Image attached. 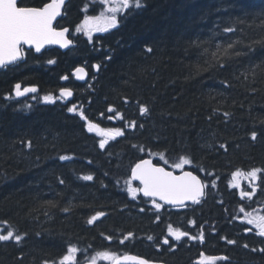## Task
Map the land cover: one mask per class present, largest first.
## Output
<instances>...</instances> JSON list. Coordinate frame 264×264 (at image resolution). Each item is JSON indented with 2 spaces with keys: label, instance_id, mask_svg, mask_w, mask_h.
Segmentation results:
<instances>
[{
  "label": "trees",
  "instance_id": "obj_1",
  "mask_svg": "<svg viewBox=\"0 0 264 264\" xmlns=\"http://www.w3.org/2000/svg\"><path fill=\"white\" fill-rule=\"evenodd\" d=\"M141 3L119 17L118 27L89 40L76 28L104 9L97 0H68L56 25L69 27L75 45L29 50L0 68V234L22 236L0 241V264H58L69 245L79 249L75 264L94 257L108 264L124 253L198 264L202 252L227 257L215 264H264V236L239 211L264 215V171L255 180L232 176L264 170V0ZM78 65L88 72L83 82L71 74ZM17 83L37 91L18 97ZM62 87L73 90L70 99L59 98ZM46 95L57 99L45 102ZM72 105L77 112L68 111ZM140 105L148 112L142 115ZM81 110L123 136L101 149L105 137L87 130ZM117 112L123 120L108 118ZM181 156L206 185L198 203L157 210L153 198L129 194L136 161L151 157L172 168ZM88 175L93 179H83ZM253 188L251 198H241ZM98 212L104 215L89 224ZM169 226L189 235L176 240ZM201 232L202 242L190 239ZM102 251L114 257H97Z\"/></svg>",
  "mask_w": 264,
  "mask_h": 264
},
{
  "label": "snow or ice",
  "instance_id": "obj_2",
  "mask_svg": "<svg viewBox=\"0 0 264 264\" xmlns=\"http://www.w3.org/2000/svg\"><path fill=\"white\" fill-rule=\"evenodd\" d=\"M97 2L104 9L97 16H87L85 15L84 20L80 25L77 26V32H84L89 38L92 39L93 32H107L110 29L118 27L120 19L119 17L130 10L132 7L137 9L143 7L141 0H97ZM65 4V0H49V2L44 3L41 7H31L22 6L19 0H0V68L7 67L8 65L15 64L16 62L22 60L26 53L24 45L29 47H34L36 52H40L41 49L46 44H58L61 47H69L72 44V40L67 38V33H69L68 28H60L59 30L54 27V21L57 17L61 16L62 8ZM231 31V29H228ZM151 51V49H148ZM48 63H54V61L49 60ZM95 68L99 69L100 65H94ZM79 79H83L86 75L85 69L78 67L75 70ZM62 79H67V77H62ZM15 95L23 96L26 93H35L37 89L35 87H24L22 88L20 83L15 86ZM72 90L69 88L60 89V99H64L72 96ZM35 99V97H33ZM57 97L46 95L43 97L45 102H55ZM69 112H77V106L72 105L68 108ZM109 112H114L115 109L109 107ZM140 113L143 115L148 112V108L144 105H140ZM80 117L86 121V127L89 132L97 131L100 135L105 137L99 142V147L103 149L109 139H115L117 136H123L124 130L121 128L113 129H101L99 125L88 120L87 116L81 110L79 112ZM228 113H225L227 116ZM109 119L117 118L123 120L124 117L120 113H116L115 117L109 116ZM129 127L134 128L136 126L135 121L129 122ZM141 127H143L141 125ZM252 138H256V133L253 132ZM29 146L30 142H29ZM143 151V148L140 149ZM61 160L70 159L66 156H61ZM167 163V161H165ZM192 161L186 157L181 156L178 161L173 163L171 167L173 169H183L185 165L191 164ZM264 170L253 168L249 172H243L237 169L232 173L233 180L239 177H248L252 180L257 179V174ZM85 180H92L91 175L83 177ZM138 180L141 187H132L131 181ZM63 183V181H61ZM129 184V194L135 198L137 193H143L146 197H151L153 206L159 210L162 208L161 203H157L156 197H159L160 201L165 203H173L178 205H183L185 201L191 200L196 203L199 202V198L204 195L205 185L200 181L199 177L194 175L192 172H182L181 175H175L173 171L166 170L165 167L153 164L150 159H141L131 168V178L128 181ZM215 182L213 181V186ZM233 187L238 185L232 184ZM255 192V188L250 192H240L242 199L251 198ZM67 211V209H65ZM241 213H245V219L247 225H254L257 234L264 236V215H254L252 212H245L243 207L239 210ZM104 213L98 212L96 215L92 216L88 223L92 224L98 219V217L103 216ZM159 218V217H157ZM7 223V222H5ZM194 223V222H191ZM246 231H253L252 228H246ZM169 234L172 235L176 240H180L182 237H186L189 234L183 232L179 229H172L169 226ZM132 233H128L125 239L131 237ZM10 239H15L16 242H20L22 236L14 233L12 230H8L6 234H0V241H8ZM111 240V237H108ZM152 239V237H149ZM192 240L199 239L201 242L204 239L203 233L197 236L190 237ZM229 244H234L235 241H227ZM164 243H168V239L165 238ZM248 247V245H244ZM79 249L74 245H69L67 252L63 255L58 264H75V254ZM256 251V249H253ZM264 252V248L260 249ZM97 257L103 259H111L114 254L107 251L98 252ZM201 259L198 264H215L217 259L226 260L227 257H209L204 253L200 254ZM135 261L136 264H149V262L143 258L139 257H124V260ZM44 264H50L49 261H44ZM56 264V262H52ZM93 264H95V257L93 258ZM117 264H123V261L117 259Z\"/></svg>",
  "mask_w": 264,
  "mask_h": 264
},
{
  "label": "water",
  "instance_id": "obj_3",
  "mask_svg": "<svg viewBox=\"0 0 264 264\" xmlns=\"http://www.w3.org/2000/svg\"><path fill=\"white\" fill-rule=\"evenodd\" d=\"M68 0H65V3L67 2ZM47 2H49V1H47ZM46 2V3H47ZM65 5V4H64ZM64 5H63V7H64ZM63 9V8H62ZM60 17V16H59ZM59 17H57V19L59 18ZM56 21H54V23H55ZM66 28V27H65ZM58 30L60 29V28H57ZM46 45H54V46H57V47H59V48H61V49H65V47H61L60 45H58V44H46ZM45 45V46H46ZM27 47H29L28 45H26ZM44 46V47H45ZM43 47V48H44ZM32 48H34V47H32ZM42 48V49H43ZM67 48V47H66ZM41 49V50H42ZM34 50H35V48H34ZM35 52H36V50H35ZM78 68V67H77ZM83 68V67H82ZM75 70L76 69H74L73 70V73L75 74V78L77 79V80H84L85 79V77H86V75H84V78L83 79H79L78 78V75L79 74H76V72H75ZM86 72V71H85ZM87 74V73H86ZM144 159H150L151 161H152V159L151 158H144ZM152 163L153 164H155L153 161H152ZM156 165H158V166H162V167H165V166H163V165H160V164H156ZM166 168V167H165ZM166 170H168V171H173V170H171V169H168V168H166ZM192 172L194 175H196L197 177H199L196 173H194L193 171H191V170H188V169H186V170H183V171H180V172H178V173H176V172H174V174L175 175H181L182 174V172ZM130 177H131V171H130ZM199 179H200V181L202 182V180H201V178L199 177ZM133 181H135V182H138L139 184H140V182L138 181V180H133ZM203 183V182H202ZM140 187H141V185H140ZM142 196H144L143 195V193L141 192L140 193ZM156 199H158L159 200V197H156ZM160 201V200H159ZM160 202H162V203H164V204H166V205H169V206H179L178 204H173V203H165V202H163V201H160ZM186 203H194V202H192L191 200H188V201H185L184 202V204H186ZM139 257V258H143V257H141V256H137V255H132V254H124V255H121V256H119L118 258H116L111 264H117V259H119V260H121V261H123V264H136V262L135 261H132L131 259H129V260H124V257ZM143 259H145V258H143ZM145 260H147V259H145ZM148 262H149V264H163V263H160V262H157V261H150V260H147ZM83 264H93V261H86V262H84ZM95 264H98V263H95Z\"/></svg>",
  "mask_w": 264,
  "mask_h": 264
},
{
  "label": "rangeland",
  "instance_id": "obj_4",
  "mask_svg": "<svg viewBox=\"0 0 264 264\" xmlns=\"http://www.w3.org/2000/svg\"><path fill=\"white\" fill-rule=\"evenodd\" d=\"M76 257V256H75Z\"/></svg>",
  "mask_w": 264,
  "mask_h": 264
}]
</instances>
